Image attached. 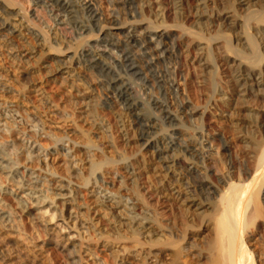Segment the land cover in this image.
I'll return each mask as SVG.
<instances>
[{
	"label": "rangeland",
	"instance_id": "rangeland-1",
	"mask_svg": "<svg viewBox=\"0 0 264 264\" xmlns=\"http://www.w3.org/2000/svg\"><path fill=\"white\" fill-rule=\"evenodd\" d=\"M146 1L154 2L155 0H145L144 2ZM236 1L210 0L208 3L209 7L207 6L205 11H208L206 14L217 18L218 16L220 17L221 13L228 12L229 8L234 6L238 10L237 15L238 19H240V29L219 27V22L215 20L211 22V25L208 24L210 22L204 20L205 22L203 21V23H206L208 26L204 24V28L201 27V30H198L199 32L196 27L189 29L190 37L194 33L195 35L192 38L198 41L202 40L201 42L204 45L210 47V53L215 59L214 66L218 71L216 91H220L221 89L220 92L229 98H233L236 95V87H234L236 85L233 82L234 80H232L230 65L224 61L222 53L225 52L226 55H230L233 60H242V56H244L247 60L253 61L258 58L257 60L261 64L264 63V0H251L247 6H240ZM30 2L31 4L27 12L30 17L34 16V5L47 7L43 13H39L46 23H49V17H51L52 22L55 20V22L50 23L51 35L47 37L48 42L52 43L51 46L55 48H64L65 53H58L57 51L53 53L51 50H48L49 45L42 51L38 46L39 44L41 45V41L38 38H34L35 35L39 36V33L32 27L30 29L31 31L33 30L31 33H34V36H26L24 40H19L20 37H15L20 34L16 33L18 29L16 23H14L15 19H4L5 16L0 11L1 26L4 24V20L9 24L4 30L6 31L4 34H8L10 38L15 37L14 42L16 40L15 44L8 37L5 38L4 34L2 37L0 36V88L6 87L8 89L5 93L0 91V103L18 112L20 118L23 119V122L16 125L17 129L10 125L12 130L10 129L9 133L0 132V143L20 150V138L23 134L26 133L32 138L35 137L34 139L37 143H40V146L51 150L48 156V163L54 175L51 176L50 173L42 170V164L36 159H33L34 161H27L23 154L19 156L18 164H20L21 170L28 168L31 174L34 173L33 177L35 179L32 182L35 181L33 185L35 187H30V190L32 192L35 191L34 193L37 195L33 194V197L40 196L42 198L45 197V200L48 199L46 203H40L37 206L35 204L36 201L30 200L26 195L23 199H21L22 195L17 197L15 195L16 189L8 182L4 183L0 179V211L2 210L1 212L10 214L13 221V225L12 223L11 225L17 230L16 232L0 230V233L3 234H0V242H3L1 244L3 245L6 241H14L17 243V249L19 254H22L21 256L29 252L32 255L37 254L38 261L44 264H72V261L79 262L80 257L83 258L80 264H171L170 262L174 264L173 261L180 264H188L190 261V264H193L194 261H191L192 257L188 253L187 255L184 253L178 254L177 251L178 255L175 256L174 254L176 252L174 248L177 250L179 246L185 245L181 241V235L186 233L187 238H191L193 228L191 225L187 226L188 224L186 223V219H188L187 222L191 224V218L181 214L178 206L172 202H166L159 206L155 199L150 200L153 209L160 213H165V217H168L166 220H169L165 221L164 225L169 227L170 230L172 228V232L174 230L173 242H178L177 246H175V242L172 244H175L174 247L167 245L162 246L163 248H158L156 242L159 240V235L142 234L137 236L131 230L132 225L129 222H125L126 225L124 224L123 226H121L123 222H119V225L116 223H110V225L109 221L104 218V212L97 207L96 202L90 195L85 197L91 208L90 215H88L89 213L86 215L84 214L85 211L82 212L77 209L79 211L77 214H79L73 213V219L75 220L68 219L67 212L63 211V200L54 195L57 193L54 189L59 184L68 185L69 183L72 187H77V185L81 187L84 184V180H89V178L93 180V177H100V185L103 186L104 184L103 187L113 193L120 192L118 182L121 179L124 182L127 180L125 184H127L126 187L130 191H135L134 185L129 180L130 176L124 170L125 166L122 164H119L120 166L117 165L118 168L115 169V173H119V178L121 177L118 180L114 178V175L107 168L97 171L92 177L89 167L82 161L84 158L82 157V150L79 147L87 138L99 145L97 150L96 148L92 149L91 153L95 156L96 161H100L105 157L100 149L104 148L105 155H108V152L112 150L116 153L120 152L126 155L127 158H130L133 164H136L135 166L138 168L137 172L139 171V174L146 176L147 179L142 181V183H147L155 187L154 189L160 187L158 182L163 178L162 176H164L166 168L169 169L170 167V170L176 171V174L185 175V173L179 166V169L177 167L176 170L173 164H163L164 169L161 168L157 173L152 171L158 155L157 153H153L155 150L149 151L144 148L145 142L143 139H154L157 147L156 151L167 152L168 147L173 146L172 150L168 152L172 157H175L179 153L175 149L178 141L195 143L196 148L205 153L207 158L206 163L203 165V161L200 157H197V161L195 160L199 165H197V168L191 165V162H187L186 167L195 171L199 169V174L205 172L207 176L211 175L210 180L215 185V188L210 190L209 193L208 190L203 191L202 189H198L196 194L193 193L195 195L198 193L202 200L216 199L217 195L219 196V191L222 192V189L226 188L232 179L242 177L248 170L247 168L253 165V160H248L242 156L236 144L233 141L230 142L231 133L227 125V119L211 117L209 114H206V116L201 114L204 108L206 109L207 107V105L205 106L206 97L203 92H199L200 94L202 93L201 96L198 93L193 94L192 92L196 87L192 83L193 79H190L193 78L194 71L190 65L191 63L182 58L180 48L178 47V42L183 32H178L176 28H172L173 30L168 32L162 30L165 27L156 29L155 25L152 24L151 18L149 19V13L144 7L145 3L141 0H30ZM231 3L232 6L229 7ZM48 6H54L55 12H51V8ZM44 15L47 16L45 17ZM56 15H58V18L55 19ZM59 20H63L67 24V30L66 32L64 31L65 33L63 32L64 36L63 34L61 35L64 40L61 45V41L57 42L54 39V35H52L56 25L61 24ZM169 21L166 26L176 25L172 22L169 24ZM71 31L72 34L70 33ZM14 33L15 36H12ZM238 37L243 39V46L236 48ZM207 38L210 42L206 41ZM227 44L235 52H227ZM28 46L41 51V54H44L45 58H52L62 69H66L65 71H68V73L70 72L71 77L67 80V83L64 81H46L41 68L35 65L36 70L34 69L31 82H29L30 92L25 91L23 93V84L19 79L20 75L25 68L33 65L34 61L21 63L16 56L20 52L26 54V51L29 49ZM85 46L100 47L98 53L104 56V66L103 64L99 66L93 63L95 60L100 59V56H96L94 53L91 54L92 48L85 50ZM24 48L27 50H24ZM104 49L109 51V53H105ZM73 55H76L75 59L70 60ZM248 61H244V63ZM189 75L192 76L189 77ZM176 76H179V79H181L185 91L181 92L180 88L172 83L176 79ZM165 80L167 84H164ZM68 81H70V84ZM112 81L115 82L112 83ZM124 85L133 87L134 89L132 98L140 103L137 113L153 121L152 124H147L151 127L145 128L147 129L145 130L147 135L145 134L144 137L140 134L141 127L136 126L137 121L127 114L125 111L126 106L121 101L119 92ZM37 89H41V92H37ZM85 97L90 98V106L87 103L89 100H85ZM199 98H203L205 101L202 99L200 101ZM83 99L86 101L85 104L82 102L84 101ZM244 100L245 102H239V106L243 108L241 107L240 109L239 107L235 111V114L237 113L235 116L236 120L242 123V127H247L246 125L250 121L259 122L260 124L264 118V96L249 94ZM199 103L200 105H198ZM166 106L171 107V110H169L170 114L166 113ZM193 108H197L196 110H201L202 112L199 114L189 113ZM86 109L91 110L93 113H90L89 110L86 111ZM159 109L166 112L163 113ZM32 117L37 119L35 123H37V130H39L36 132L38 135L29 132L27 129L26 123ZM256 125L258 124L256 123ZM256 135L261 139L258 131H256ZM56 141L61 143L68 141L73 144L75 148L73 147L70 152L71 157L79 164L77 171L69 170L67 158L63 155V151L54 152ZM112 143L114 144L113 148H111ZM225 145H230L231 148L225 151ZM57 147L58 149L61 148L59 145ZM206 164L209 166L208 173L204 171L205 168L203 169ZM69 171H72V173ZM155 174L162 176L157 177ZM45 178L49 181H46ZM195 179L197 180V174H190L183 182L193 183ZM26 193L29 192L26 191ZM261 194L262 202L264 203V186ZM20 200L21 203L27 202L34 215L30 216L25 210L21 209L19 205ZM51 205L55 207L53 208ZM85 215L89 216V218H86ZM181 218L184 221L186 220L185 222L183 221L184 226H182ZM128 224L129 226H127ZM182 228L186 231L184 232ZM132 229L135 228L133 227ZM249 229L251 230V233L248 231L250 238H255L256 240L259 238L258 240L260 241V235L256 231V228ZM174 234L175 236L177 235L178 239ZM4 238L7 240L5 241ZM151 240L153 241V248L150 250L149 244ZM56 241L58 246L56 245ZM260 242L255 243V240L250 241L251 249L254 250L252 251L257 256V259L258 244ZM196 244L204 246L203 242L198 241ZM64 247L67 249L63 251ZM74 247L75 250L73 251ZM170 247H173L172 250H174H170ZM202 248H205V246ZM101 249H105V252ZM71 250L74 253L78 251L80 253L79 255L77 254L78 256L75 254V257L71 255ZM158 250H163L165 254H163L164 257H161V259H159L160 256L158 257ZM68 253L70 254L67 255ZM167 254L171 259L166 257ZM70 257L73 258L71 259ZM258 260H256L257 263ZM261 261L264 264V258ZM201 263L207 264L205 260Z\"/></svg>",
	"mask_w": 264,
	"mask_h": 264
},
{
	"label": "bare ground",
	"instance_id": "bare-ground-1",
	"mask_svg": "<svg viewBox=\"0 0 264 264\" xmlns=\"http://www.w3.org/2000/svg\"><path fill=\"white\" fill-rule=\"evenodd\" d=\"M141 1L144 2L145 0H141ZM209 1L210 0H155L154 2H151V1L144 2L145 3L144 7L149 13V16H150L149 19L151 18L152 24L155 25L156 29H162L163 27H165L162 30H165L166 32H168V31H172L173 30L172 28H176L178 32H183L181 36L179 35L180 41L178 42V47L180 48L182 58H184L186 61L191 63L190 65L192 66L193 71H194L193 78H190V79L191 80L193 79L192 83L196 87H195V90H192V92L193 94L198 93L200 96L202 93L200 94L199 92H203L206 97V101L203 98H201L203 101H205V106L207 105L206 109L204 108L205 111L203 110V113L201 114L204 116H206V114H209L211 117L227 119V125L231 133L230 139H229L230 142L233 141L236 144V146L238 147L239 153H241L242 156H244L248 160L252 159L253 165L252 166L249 165L250 167L247 168L248 170L245 172V174L242 177H237V179H235L236 178L235 177L230 182L228 181L229 183L227 184V187L226 188L224 187L225 189L223 188L224 190L222 189V192L219 191V196L217 195L216 199L210 198L211 200H202V198L198 195V193L197 195H195L196 192H198L197 190L198 189H202L203 191L208 190V193H209L210 190L215 188V185L210 180L211 175L207 176L205 172H204L205 174L204 173L199 174L200 172L199 169L198 171H195V170H190L189 168L186 167L187 162H191V165H194L195 168H197V165H198L196 162L197 157H200V159L203 161V165L206 163L207 158L205 156V153L199 148L197 149L195 143L193 142L186 143V142L178 141L176 143L175 149H177L176 151L179 153L175 157L174 156L172 157L168 152L172 150L173 146L168 147L167 152L166 151L164 152L156 151L157 147H156V142L154 139L153 140L146 139V138L143 139L145 142L144 148L149 151L155 150V152L153 153H157L158 155L153 165L152 171L157 173L160 171L161 168L164 169L163 164H173V167H175L176 170L178 166L182 168L186 175L185 176L184 174L182 175L176 174V171L174 170L171 171L170 167L169 169L166 168L164 170L165 174L163 173L164 176L160 174L159 175L155 174L157 175V177L162 176L163 178L160 179V181L158 182V185L160 187L154 189L155 187L147 183H142V181L147 179L146 176L139 174V171L137 172L138 168H136L135 166L136 164H133V162L130 161V158H127L126 155L120 152L116 153L114 152V150L111 149L112 151L108 152L110 156H108L109 154L108 155L104 154V150H103L104 148L100 149L101 153L105 157L102 158V160L100 161L98 160L96 161V159L94 158L95 156H93L91 153H92V149L96 148L97 150V147H99V145L93 142L91 139L87 138L85 142H83V144L80 145L79 147L82 150L81 151L83 155L82 157L84 158L82 161L89 167V171L92 177L97 171L99 170L101 171L102 169L107 168L108 171L114 175V178L118 180L121 177L119 178V175H118L119 173L118 174L115 173V169L118 168L117 165L122 164L125 166V169L124 168L123 169L126 170L127 174L130 176L129 180L134 185L135 191L134 192L130 191L126 187L127 184H125L127 180L124 182L123 179H121L118 182L120 192L113 193L110 190L104 188L103 183H102L103 186L100 185V181H101V179H99L100 177L99 178L93 177L92 178L93 180H90V178L89 180H84V184L81 187L78 185L77 187L76 186L72 187L69 183L68 185L59 184L54 189L55 191H57V193L55 192L56 194L54 195L55 197L57 196L59 197V199L63 200V206H64L63 211L67 212L68 214L67 217L69 220L74 218L73 213L77 214V212L79 211H82V212L85 211L84 214L87 215L91 211V208L89 207L88 202L86 201V198H85L87 195H90V197L93 198L94 201L96 202L97 207L104 212V218L109 221V224L110 223L118 224L119 222H123V224L121 225L123 226L125 222H129L130 225H132V228L133 227L135 228V229L131 228V230H133L135 235L137 236H140L142 234L159 235V238H158L159 240L158 239H157L158 241L156 240L157 241L156 246H158V248L162 246L172 245L174 242L176 243V245L175 244L174 245L177 246L178 242L176 241L173 242L174 230L172 232L171 231L172 228L170 230L169 227L164 225V222L169 220V219L166 220L168 217L167 218L165 217L164 215L165 213L163 214V212L160 213L159 211H156L155 209H153L150 204V200L155 199V201L158 203L159 206L166 202H172L173 204L178 206L181 214H183L185 217L188 216V218H191L190 219V222L192 221L191 224L187 222L188 219H186L187 221L186 220L185 221L188 224L187 226L191 225V227L193 228V231L191 232L192 235L190 236L191 238H187L188 236L186 233L181 235V241H183L185 245L180 244L181 246H179L177 250L176 248H174L176 251L174 253L175 256L181 253H184L187 255L188 253L192 257L191 261H194V263L192 262L193 264H203L204 262L201 263L203 260H205L207 264H262L261 259L264 258V203L262 202L261 193H262V188L264 186V118L262 116L263 120L262 122H260V124L259 122H254V121L251 122L249 120L250 123H247L246 125L247 127H242V123H240V121L236 120L235 118L237 114V113L235 114V111L240 107L239 102L240 103L245 102L244 99L249 94L255 95V96H262V95L264 96V63L261 64V62L257 60L258 58L253 61L248 59L249 60L248 61L247 58L244 56H242V60H238V59L233 60V58L230 57V55H226L225 52L222 53L223 56L222 54L221 56L224 58V61L228 65H230L229 68L231 69L232 80H234L233 82H235V85H236L234 86L236 87L235 88L236 95H234L233 98L232 97L229 98L225 96L222 92H220L221 89L220 91H216L217 89L216 79H218L217 78L218 71L216 70L214 66L215 59L210 53L211 49L208 45L207 46L204 45L203 42H201L202 40L198 41L192 38L195 35L194 33H193V36L190 37L189 29L191 28L194 29L196 27L197 31L201 30V27L204 28L205 26L204 24H206V23H203L204 20H207L208 22H210L208 23L210 25L212 24L211 22H214V20L218 21L219 27H227V29L236 28L238 30L240 29L241 26H240V21H239L240 19H238V15H237L238 10L234 8V6H232V3L231 5L229 4V7L232 6L229 8V11L226 13H221L220 17L219 16H218L219 18L217 17L218 20H216L217 18L212 17V15L210 16L206 14V12L208 11H205V10L207 9ZM236 2L240 6H247L251 2V0H237ZM30 4H31L30 0H0V11L5 16L4 19L6 20L15 19L14 23H16V26L18 29L16 30V33H20L17 36H15V33H14L12 36H15L16 38L20 37L19 40H24L26 36L32 37V35L34 36V33H31L33 30L31 31L30 29V27H32L36 30V32L39 33V36L35 35L34 38H38L39 41H41V45L39 44L38 46L39 48H41L42 51H44L46 46L49 45L48 50H51L53 53L54 51H57L58 53H65L63 50L64 48L62 49L55 48L54 46H51L52 43L50 44V42H48L47 37L51 35L50 34V29H51L50 23L52 22V19L51 17H49V23H46L43 17L40 15V13H43L45 11V8L47 7L40 6V5H34V8H33L34 16L30 17L28 16V13H27L28 8L30 7ZM48 7L51 8L50 10L51 12H55L54 6H48ZM44 16L46 17L47 15H44ZM56 18H58V15L55 16V19ZM6 20H4L5 22L2 26L0 24V36L1 37L6 32L4 30L9 25L6 22ZM59 21H61V24L56 25V28L53 29L54 31L52 35H54L55 37L54 39L57 42L61 41L60 42V45H61L64 42L63 37H61V35L63 34L64 36V33L67 30L66 29L67 24H65L63 20H59ZM168 21L170 22L169 24H171L172 22V23H175L176 25L166 26ZM53 22H55V20ZM16 26L14 27L16 28ZM215 27H218V26H215ZM70 33L72 34V31ZM4 35H5V38L8 37V34L7 35L4 34ZM15 37H12V38L8 37V39H10L12 43L16 44V40L14 42ZM202 39H205V38H202ZM242 40H243L242 38L241 39L239 38L237 40L236 48L239 46L241 47L243 46ZM206 41H209V39L207 38ZM24 43L26 44V42ZM93 46L92 47L85 46L86 47L85 50L87 48H92L91 54L94 53L96 56H100V59L95 60L93 63L101 66L103 64L104 56L98 53L100 51V47L98 46L93 47ZM28 47H29L28 50L24 48V50H27L26 54H24V52L22 53L20 52L16 56L17 59L21 63H26L31 60L34 61V64L25 68L24 71H22L20 75L19 79L21 83L23 84V93L25 91L27 92L30 90L29 82H31L34 69L36 68V66L41 68L43 72L42 73L43 77L45 78L46 81L48 82L64 81L67 83V80H69L71 77L70 72L68 73V71L67 72L65 71L66 69H62L60 65H57V63L52 58H45L43 56L44 54L43 55L41 54V51H38L30 46ZM103 51L105 53H109V51H107L106 49H104ZM226 51L235 52V50H233V48L229 44L226 45ZM105 53H102V54H105ZM75 57L76 55H73L70 60H74ZM244 61H248V62L244 63ZM190 76L192 75H189V77ZM69 82L70 81H68V83ZM113 82L115 81H112V83ZM172 83L178 86L181 92L185 91L183 88L184 87L183 83L181 79H179V76H176V79H174ZM164 84H167L166 80L164 81ZM6 90H8L6 87L0 88L1 92L5 93ZM37 92H41V89L39 90L37 89ZM133 93H134L133 87H129L128 85H124L122 87V90L119 92L121 101H123V103L126 106L125 111L127 112L129 116L135 118V120L137 121L136 126H139V128L141 127L140 134L141 136L144 137L145 134L147 133L145 130L151 127L150 125H147V124H152L153 121L146 119L137 113L140 107V103L132 98ZM84 99L89 100L87 103L90 106L89 104V102L91 101L90 98L85 97ZM85 100L82 101L84 102V104L86 102ZM202 103L204 104V102ZM198 105H200V103ZM92 108H94V106H92ZM92 108L90 109L92 110ZM165 108H167V112L165 110L163 111L160 109L159 110L163 113L166 112L167 114H170L169 110H171V107L169 108V106H166ZM94 109L96 110V108ZM196 109L195 108L191 109V112L189 113L199 114L200 112H202L201 110L199 111ZM88 110L86 109V111ZM91 110H89L90 113H93L91 112ZM22 120L23 119L20 118V115L18 114V112H16L15 110H12L9 107H5L4 105L0 103V132L1 133H9L12 130L10 125L16 128V125L23 122ZM36 120H37L36 118L32 117L28 120L29 123L28 121H27L28 124L26 123L27 129L31 133H36L37 131H39L37 130L38 129L37 123H35ZM144 123H146V125H144ZM256 123L258 125H256ZM41 130L44 131L43 129ZM22 131L24 132V130ZM256 131H258V134L260 133L261 139L257 137L258 135H256ZM34 138H32L26 133L23 134L22 137L20 138L21 139V147H20L21 149L20 150L15 149V147L13 146H10V145L8 146L7 144L0 143V179H2L4 183L8 182L13 188L16 189V192L15 191L14 192L16 193L15 195H17V197L22 195L21 199H23L25 198V195H26L28 198H30V200H35L36 201L35 204L37 206L40 203H46V200L48 199L45 200L44 199L45 197L42 198L40 196L33 197V194H35L34 193L35 191L32 192L30 190L31 189L30 187H32L35 184L34 183L35 181L32 182L35 179L33 177L34 173L31 174V171H29L28 168H25V167H24L25 168L24 170H21V166L20 164H18L19 156L23 154L24 158L27 161H32L33 159L34 160L36 159L39 163L42 164L43 166L42 170H44L47 173H50L51 176H53L54 173L51 172L50 170L51 167L49 166V163H48L49 162L48 156L50 155L51 150L47 148L45 149L42 146H40L39 145L40 143H37V141ZM55 143L61 146V148L58 149L57 147L58 145L55 144L56 147H54V152L63 151V155L67 158V165L69 167V170L71 169L73 171L74 170L77 171V167L79 164L74 160V158L71 157V152H70L72 148L74 147L73 144L68 141L64 143L56 141ZM113 147H114V144L112 145L111 148ZM230 148H231L230 145H225V151H228ZM251 164H252V161H251ZM203 169L206 172L209 171L208 164H206L203 167ZM69 172L72 173V171H69ZM190 174H197V180L195 179L193 183L185 182L186 183L185 184L183 180L186 177H188V175ZM46 181H49V180H46ZM210 186L211 188H209ZM26 191L29 193H26ZM19 202H20L19 205L21 206L22 210H25L26 213H28L30 216L34 215L32 210L30 209V206L27 205V202L21 203V200ZM51 203L53 204V202ZM51 207L54 208L55 206L51 205ZM77 209H79V211H77ZM1 211H0V230L7 231V232H10V231L16 232L17 230L13 228L14 226H12L13 221L10 217V214L4 213ZM82 214L80 215L83 216ZM88 215H90V213ZM87 217L89 218V216H86V218ZM183 218H181V220ZM177 221L179 222V220ZM183 221L184 220L181 221L182 226L185 225V224L183 225V223L185 222ZM127 226H129V224ZM187 228H184V229H187ZM249 228H252V229L256 228V231H258V234L260 235V239H261L260 241H262L263 244H261L262 242L258 240L259 238L257 240L255 238L254 239L250 238V235H248L249 234L248 231H250L251 233V230ZM176 238L178 239V237ZM6 240L7 239H5V241ZM252 240H255V243L260 242V244H258L259 245L258 246L259 247L258 249V259L259 260L257 259V256L253 252L254 250L251 249L250 241ZM198 241L203 242V245L205 246V248H202L204 246H200L199 244H196ZM1 243L3 242H0V264H44L43 262L38 261L39 258L37 259V256H36L37 254L32 255V253L29 252L26 255L21 256L22 254H19V251L17 249L18 248L17 243L14 241H10V242L6 241L3 245ZM152 243L153 241L151 240L150 241L151 245L149 244L150 250L153 248ZM56 245L58 246L57 241H56ZM174 245L172 246L174 247ZM173 247H170L171 248L170 250H172ZM64 249L65 247L63 248V251ZM74 250H75V247L73 251ZM104 250L102 251L105 252ZM177 251H178V254H177ZM158 252H159L158 257L160 256L159 259H161V257H164L165 254L163 250H158ZM70 253H68L67 255H69ZM72 253L71 255L75 256L76 254V256H78L80 251L74 254ZM166 257H168V254ZM70 258L72 259L73 257H70ZM256 260H258V263ZM80 261L81 262L83 261L82 257H80ZM80 261L77 263L75 261H72L73 262L72 264H80L81 263ZM173 262L174 264L179 263V262L175 263V261ZM170 263L172 264V262ZM188 264H190V261Z\"/></svg>",
	"mask_w": 264,
	"mask_h": 264
}]
</instances>
